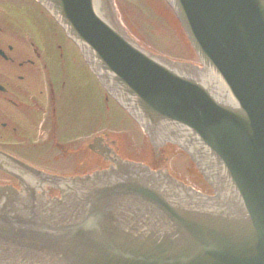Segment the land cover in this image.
<instances>
[{
  "label": "water",
  "instance_id": "obj_1",
  "mask_svg": "<svg viewBox=\"0 0 264 264\" xmlns=\"http://www.w3.org/2000/svg\"><path fill=\"white\" fill-rule=\"evenodd\" d=\"M42 1L154 143L189 152L214 196L119 159L73 178L8 161L22 187L0 185V264H264V0H168L202 68L139 48L112 0Z\"/></svg>",
  "mask_w": 264,
  "mask_h": 264
},
{
  "label": "flooded vegetation",
  "instance_id": "obj_2",
  "mask_svg": "<svg viewBox=\"0 0 264 264\" xmlns=\"http://www.w3.org/2000/svg\"><path fill=\"white\" fill-rule=\"evenodd\" d=\"M64 35L37 0H0V130L21 139L19 146L29 145L36 149L34 137L43 129L44 119H49L48 143H54L66 155L73 146H63L55 139L56 121L53 94L48 103L25 94L19 81L25 78L38 80L42 68L51 71V58L57 48L67 47ZM22 112L26 121L17 115ZM37 131H34V129ZM0 134V147L18 155V145L8 142ZM17 143V142H14ZM78 149V146H76Z\"/></svg>",
  "mask_w": 264,
  "mask_h": 264
},
{
  "label": "rangeland",
  "instance_id": "obj_3",
  "mask_svg": "<svg viewBox=\"0 0 264 264\" xmlns=\"http://www.w3.org/2000/svg\"><path fill=\"white\" fill-rule=\"evenodd\" d=\"M117 1L126 26L134 34V36H136L146 46L152 48L153 50L170 54L173 57L179 55L183 56L184 54L182 53L187 52V50L191 48L188 40L185 38L186 36L182 33L174 15L170 12L166 3H164V0ZM152 18L158 22V25L155 32L152 31L148 34L143 28H145L144 25H148L149 19L152 21ZM192 56L193 58H196L194 52H192ZM188 58H190V56ZM85 77H87L88 80V92L91 94L97 87V84L87 71L79 75L81 80H84ZM145 148L148 150L149 145ZM145 148H143L144 151ZM138 149H140L139 145ZM179 157H177L178 160H173L172 166L175 165V167L178 168L180 165L186 172L184 173L186 180L188 179L190 182L193 181L198 184V177L194 176V173L186 170L188 164L185 157L183 155Z\"/></svg>",
  "mask_w": 264,
  "mask_h": 264
}]
</instances>
